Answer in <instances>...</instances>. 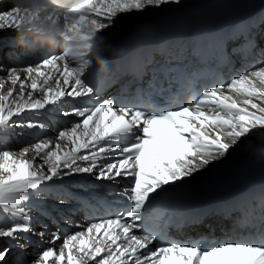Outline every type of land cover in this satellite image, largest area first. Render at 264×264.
I'll use <instances>...</instances> for the list:
<instances>
[{"label": "snow or ice", "instance_id": "obj_1", "mask_svg": "<svg viewBox=\"0 0 264 264\" xmlns=\"http://www.w3.org/2000/svg\"><path fill=\"white\" fill-rule=\"evenodd\" d=\"M181 3L74 0L56 19L73 37L98 35L105 41L102 30L124 15ZM21 23L19 9H0V32ZM259 24L264 13L239 18L234 33L243 41L239 48L256 47L252 30ZM41 55L23 61L21 68L0 64V264H8L13 248L34 243L33 237L49 238L50 246L31 264H264V207L246 236L182 240L168 236L159 210L186 181L226 159L242 142L264 149V49L255 70L229 79L215 75L201 84L202 69L190 71L182 63L161 74L167 75L166 87L161 76L145 83L138 75L131 94L105 98L83 64L73 66L62 52ZM225 56L221 49V59ZM188 77L197 81L195 87ZM165 92L169 95L158 103ZM56 107L60 116L76 119L58 122L52 139L43 114ZM29 113L32 118L25 119ZM15 129L41 131H29L31 141L13 151L6 135ZM253 133L262 137L258 146L245 140ZM73 177H81L74 183L85 195L64 188L65 178ZM46 191L54 201L50 206L43 199ZM33 199L42 200L35 217ZM68 204L74 207L65 208ZM81 210L84 223L68 232L65 226L74 224ZM41 216L54 227L43 222L35 227ZM16 264L28 262L20 258Z\"/></svg>", "mask_w": 264, "mask_h": 264}, {"label": "clouds", "instance_id": "obj_2", "mask_svg": "<svg viewBox=\"0 0 264 264\" xmlns=\"http://www.w3.org/2000/svg\"><path fill=\"white\" fill-rule=\"evenodd\" d=\"M14 8L20 10L22 23L16 29L18 47L26 49L30 54L42 50L55 52L57 49L66 55L71 62L85 70L95 65L100 71L105 70V53L111 56L118 53L105 45L102 37L91 39L73 37L67 33L63 23L57 20L67 12L74 0H9ZM91 44V47H89ZM87 61V63H84ZM257 139L262 137L257 133ZM252 155L264 161V149L251 150Z\"/></svg>", "mask_w": 264, "mask_h": 264}, {"label": "bare ground", "instance_id": "obj_3", "mask_svg": "<svg viewBox=\"0 0 264 264\" xmlns=\"http://www.w3.org/2000/svg\"><path fill=\"white\" fill-rule=\"evenodd\" d=\"M232 1L234 0H182V3L177 6L175 4H170L167 6H164L162 9L157 10V9H149L146 12L149 13H159L160 15H163L164 13L162 12H176L184 7H188L191 9H195V11H203V9H206L207 7H210L211 5H215V6H224L227 5L228 3H232ZM1 6H4L5 8H3L4 10L10 9L11 6L6 5V3H1ZM176 6V7H175ZM175 7V9H171ZM154 11V12H151ZM121 22H125L124 19H122ZM131 27L130 24H125V23H119L116 26L110 27L109 29L106 30L107 33L112 32V31H124L126 29H129ZM105 31V30H104ZM5 33L7 34H11V35H16V30L15 29H11V30H7ZM0 32L1 34H5ZM0 64L4 65L5 68H10L11 66H8L4 61H1ZM0 75H4V74H0ZM28 118H32V114L29 113L25 119ZM29 131H35V132H40V129H36V130H26V129H15L14 132H8L6 135V139L8 144L11 147V150L13 151H18L22 146H26L30 141H31V137L27 134ZM257 132L259 131V129L256 130ZM46 135L49 138L54 139L55 138V134H53L52 131H48L46 130ZM23 140V141H22ZM245 140H251L253 141L257 146L261 143V140L257 139V136L255 133H253L252 135H250L249 137H246ZM235 151L234 153H238L240 155H244L246 152L251 151L252 149L247 148L246 143L242 142L240 145L236 146L233 148ZM233 156L231 155V153L229 154V156L220 161L219 163L213 164V167H208L204 170H202L203 172H210V173H215L217 171H219L220 169H222L224 166L228 165L230 162L233 161ZM65 180L68 182V178H65ZM49 197V192L46 191L44 192V196L43 199H47L48 205L50 206L52 203H54L53 200L48 199ZM42 200L41 199H33L30 202V206L32 207V215L35 217L37 215V209L38 207L41 205ZM47 223L49 224V227L52 228L54 227V225L47 220L45 217L41 216L39 217L35 222H34V226L39 228L40 227V223ZM79 230V229H78ZM36 238V237H34ZM34 238H32L34 240ZM48 239L49 238H45V240L43 242L40 241L39 239V243L38 244H44V243H48ZM62 244V241H58L56 244V248L58 249L59 246ZM50 246V245H48ZM47 246V247H48ZM37 250V252L35 253H31L29 245H27L24 249H20L21 250V257L27 259V256L29 257V264H31L32 261H34L37 258V253L40 250L39 246L36 244L34 246Z\"/></svg>", "mask_w": 264, "mask_h": 264}, {"label": "rangeland", "instance_id": "obj_4", "mask_svg": "<svg viewBox=\"0 0 264 264\" xmlns=\"http://www.w3.org/2000/svg\"><path fill=\"white\" fill-rule=\"evenodd\" d=\"M175 7L171 8V9H175ZM151 12H154V11H151ZM5 32L6 31H4L2 33H5ZM34 241H35L34 243L29 244V248H30L31 253L37 252L36 248L34 247L36 244L39 246L40 249L46 248L49 245L48 243L38 244L39 243V238L38 237L34 238ZM20 255H21V250L18 249V248H13L11 250L9 256H8V264H16V261L18 259L23 258ZM23 260H26L28 262L29 261V257L27 256V259L23 258ZM28 264H29V262H28Z\"/></svg>", "mask_w": 264, "mask_h": 264}, {"label": "water", "instance_id": "obj_5", "mask_svg": "<svg viewBox=\"0 0 264 264\" xmlns=\"http://www.w3.org/2000/svg\"><path fill=\"white\" fill-rule=\"evenodd\" d=\"M230 163H231V162H230ZM230 163H229V164H230Z\"/></svg>", "mask_w": 264, "mask_h": 264}]
</instances>
